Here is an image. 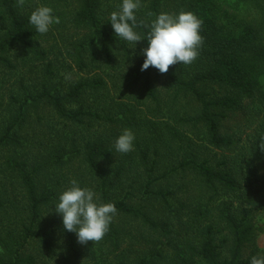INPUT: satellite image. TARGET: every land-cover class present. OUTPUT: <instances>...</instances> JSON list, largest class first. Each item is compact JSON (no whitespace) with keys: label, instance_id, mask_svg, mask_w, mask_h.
I'll return each mask as SVG.
<instances>
[{"label":"trees","instance_id":"16d2710c","mask_svg":"<svg viewBox=\"0 0 264 264\" xmlns=\"http://www.w3.org/2000/svg\"><path fill=\"white\" fill-rule=\"evenodd\" d=\"M236 2L249 13L239 33L203 21L196 60L160 73L141 71L152 21L161 12L201 18L205 0H141L136 45L109 23L122 0H25L23 7L0 0V71H21L0 121V145L21 155L5 157L0 148V163L6 158L25 215L0 231V264H38L23 252L30 244L54 264H74L69 256L85 264H250L264 256L254 223L264 205V0ZM42 5L59 18L46 45L29 23ZM64 66L83 77L63 82ZM108 84L130 99L105 109L94 93ZM35 123L51 146L20 136ZM119 125L135 133L130 153L115 151ZM73 179L118 210L99 242L78 243L51 211ZM7 195L0 187V210Z\"/></svg>","mask_w":264,"mask_h":264},{"label":"clouds","instance_id":"9594fccd","mask_svg":"<svg viewBox=\"0 0 264 264\" xmlns=\"http://www.w3.org/2000/svg\"><path fill=\"white\" fill-rule=\"evenodd\" d=\"M25 0H17L23 7ZM141 7V0H122L120 10L113 11L109 23L116 36L134 43L143 41L142 35L135 29L138 27L136 10ZM29 23L36 32L46 34L50 27L59 23L53 9L46 5L37 7L29 16ZM203 20L193 12L171 14L159 13L152 21L147 36V47L141 50L144 57L141 71L154 67L160 73H167L169 66L177 63L192 64L199 55L198 49L203 43L200 30ZM135 133L124 129L115 141V151L127 154L134 150ZM70 187L60 193L58 201L51 211L62 218L66 232L75 233L77 242H99L109 231L117 208L114 203L99 202V194L91 187H81L75 179ZM250 264H264V256H252Z\"/></svg>","mask_w":264,"mask_h":264},{"label":"rangeland","instance_id":"374dc122","mask_svg":"<svg viewBox=\"0 0 264 264\" xmlns=\"http://www.w3.org/2000/svg\"><path fill=\"white\" fill-rule=\"evenodd\" d=\"M120 1V0H118ZM206 5L198 9V15L202 18L203 21L207 20V24H209L211 21L215 22L217 26L220 27V32L224 35H233L234 33H239L242 30V22L244 16H248L249 13L245 11V8L236 0H205ZM241 20V24H240ZM51 29V27H50ZM50 31V30H49ZM48 31V32H49ZM42 34L40 43L43 45H46L48 43H53V40L50 35H53V33H50V35ZM60 59V58H59ZM58 61V60H57ZM61 62V61H58ZM21 73H9L7 71H0V121L7 116V110H8V95L9 92L15 89V80L18 76V74ZM59 74L63 76V82L70 81V80H77L80 77H83L84 74L78 73L76 69L69 71L66 69V66L63 68H59ZM20 75V74H19ZM157 87H161L162 83H156ZM109 91V92H108ZM108 91L103 89L98 91L97 93H94V95H98L102 98L101 101L106 102L104 108L106 109V104L112 105L114 109L117 107V103L124 102L125 100L130 99L128 97L127 92L122 91V95H119V90L116 89V91H112L108 84ZM161 92H164V88L161 90ZM109 93V94H108ZM108 94V95H107ZM90 96H92V91L89 93ZM106 95V98H105ZM164 97V96H163ZM162 96L160 98H163ZM90 101V100H89ZM112 101V102H111ZM101 104H103L101 102ZM31 117L34 115L33 113H30ZM140 116L141 113H138ZM165 118H163L164 120ZM162 120V119H161ZM35 123V125H25L22 130L20 131V136L27 135L29 137L38 136L41 137V141H43L45 144L47 143L49 146L52 145L54 141L50 140V134H45V129L42 130L39 125ZM171 126L175 128V130H180V125L176 124L174 122H170ZM101 126V125H100ZM109 126V125H108ZM120 126V125H119ZM110 127V126H109ZM99 130L103 131V127H98ZM121 128V130H120ZM120 128L116 127L113 132L118 134V136L122 133L124 129L120 126ZM42 131L44 137L42 136ZM53 138V134L51 139ZM50 141V143H49ZM33 145L38 146V142L34 141L32 143ZM1 148V154L5 155V157L13 156L14 153H17L18 155H21V152L19 148H13L10 146L0 145ZM169 149V148H168ZM170 150V149H169ZM0 163V187L8 191V195L6 197L7 202L3 204V207L1 208L0 212V218L3 220H0V231H3V227H10L13 226V222L16 221L17 223L20 222V219L25 217L24 215V208L22 207L23 204L20 202L22 199V191L20 190L19 186L13 182L12 179L9 178L11 174H8V170H4V160ZM171 161V160H170ZM168 160H165L164 164L171 163ZM4 170V171H3ZM64 170H67L66 168ZM54 170H52L53 172ZM7 177V178H6ZM174 180H168L165 182H168V188L173 189L175 186H173ZM188 181V178L185 179V182ZM7 186H6V185ZM181 198V197H180ZM10 204H14V207H10ZM135 206H138L137 204H134ZM174 207H177V204H174ZM24 215V216H23ZM49 214L44 215V226H49L51 219L48 218ZM254 223L257 227H260L261 230L258 233L257 236V243L259 247H264V205L263 208L256 213L254 217ZM1 234V233H0ZM24 254H32L34 257H36L38 264L40 263V260L42 261L41 264H54L52 261H48L46 258V255L40 251V248L38 245H32L26 246L23 248ZM0 253H2V250L0 249ZM69 255H67L68 258ZM69 262H75L74 264H85V259L76 260L74 261L72 256H69ZM88 264V263H87Z\"/></svg>","mask_w":264,"mask_h":264}]
</instances>
